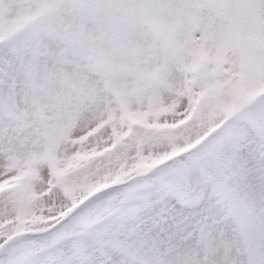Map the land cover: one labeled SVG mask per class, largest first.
I'll use <instances>...</instances> for the list:
<instances>
[{
	"label": "snow or ice",
	"instance_id": "obj_1",
	"mask_svg": "<svg viewBox=\"0 0 264 264\" xmlns=\"http://www.w3.org/2000/svg\"><path fill=\"white\" fill-rule=\"evenodd\" d=\"M0 264H264V0H0Z\"/></svg>",
	"mask_w": 264,
	"mask_h": 264
}]
</instances>
